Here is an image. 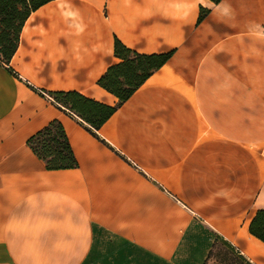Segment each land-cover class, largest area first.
I'll use <instances>...</instances> for the list:
<instances>
[{"label": "crops", "instance_id": "crops-1", "mask_svg": "<svg viewBox=\"0 0 264 264\" xmlns=\"http://www.w3.org/2000/svg\"><path fill=\"white\" fill-rule=\"evenodd\" d=\"M201 7L208 9L199 21ZM172 52L95 130L52 91L116 105L99 79ZM59 120L77 159L29 139ZM264 0H50L0 62V264H208L228 242L264 264Z\"/></svg>", "mask_w": 264, "mask_h": 264}, {"label": "trees", "instance_id": "trees-1", "mask_svg": "<svg viewBox=\"0 0 264 264\" xmlns=\"http://www.w3.org/2000/svg\"><path fill=\"white\" fill-rule=\"evenodd\" d=\"M50 0H0V62L8 64L16 52L22 28L30 14ZM218 3L220 0H213ZM208 13L201 7L199 21ZM114 53L121 60L109 66L99 79V84L116 95V105H109L75 91H52L50 94L62 106L68 108L88 123L96 134L103 123L126 101L145 80L160 68L172 55V52L143 54L115 40ZM34 152L44 159L48 168H68L77 165L66 131L62 123L55 119L29 139ZM250 232L264 241V209H259L251 224ZM224 244L239 259L251 264L243 255L229 244ZM213 253V252H212ZM211 253V254H212Z\"/></svg>", "mask_w": 264, "mask_h": 264}, {"label": "rangeland", "instance_id": "rangeland-1", "mask_svg": "<svg viewBox=\"0 0 264 264\" xmlns=\"http://www.w3.org/2000/svg\"><path fill=\"white\" fill-rule=\"evenodd\" d=\"M208 264H247L238 258L225 244L220 243L213 251Z\"/></svg>", "mask_w": 264, "mask_h": 264}]
</instances>
